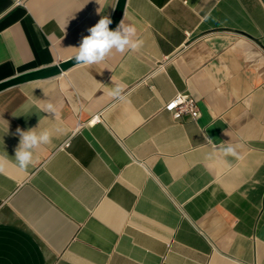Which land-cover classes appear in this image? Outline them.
Here are the masks:
<instances>
[{"label": "crops", "instance_id": "0c3cea01", "mask_svg": "<svg viewBox=\"0 0 264 264\" xmlns=\"http://www.w3.org/2000/svg\"><path fill=\"white\" fill-rule=\"evenodd\" d=\"M117 2L0 0V83L73 58ZM123 19L139 50L0 91V264H264V1L127 0ZM38 124L66 132L22 172L16 130ZM205 133L241 158L208 159Z\"/></svg>", "mask_w": 264, "mask_h": 264}, {"label": "clouds", "instance_id": "9594fccd", "mask_svg": "<svg viewBox=\"0 0 264 264\" xmlns=\"http://www.w3.org/2000/svg\"><path fill=\"white\" fill-rule=\"evenodd\" d=\"M112 20L108 16H102L101 19L87 31L89 35L84 36L79 47L76 48V54L73 57L77 65H93L100 64L113 54V52L125 53L128 51H137L143 41L137 36V28L135 24L121 20L115 30H110L109 25ZM113 99L124 101L125 85L115 84L108 92ZM45 112L57 115V107L49 102L45 106ZM66 129L63 127H37L28 128L27 130L17 128L16 133L19 136V143L15 150V162L20 171L27 169L34 163L36 152L42 146L51 144L54 135L64 134ZM206 142L212 146L213 151L208 154V159H218L222 163H227L228 157L239 160L241 157L237 151L239 145L227 147L217 146L213 139L204 134ZM6 157H0V172L4 171V161Z\"/></svg>", "mask_w": 264, "mask_h": 264}, {"label": "water", "instance_id": "95a60500", "mask_svg": "<svg viewBox=\"0 0 264 264\" xmlns=\"http://www.w3.org/2000/svg\"><path fill=\"white\" fill-rule=\"evenodd\" d=\"M126 2L127 0H118L117 5L115 7L114 14L111 19L112 23L109 25L110 30H115V28L119 24L123 16V13L125 11ZM75 65H77L75 59L70 58L69 60L59 62L51 66H47V67H43V68H39L36 70L18 74L6 81L1 82L0 91L10 86L19 85V84L30 82V81L49 79V78L59 76Z\"/></svg>", "mask_w": 264, "mask_h": 264}, {"label": "built area", "instance_id": "2783aa9c", "mask_svg": "<svg viewBox=\"0 0 264 264\" xmlns=\"http://www.w3.org/2000/svg\"><path fill=\"white\" fill-rule=\"evenodd\" d=\"M166 108L170 110L175 118H181L184 114H190L193 118L199 115L197 102L187 95H179L167 102Z\"/></svg>", "mask_w": 264, "mask_h": 264}]
</instances>
